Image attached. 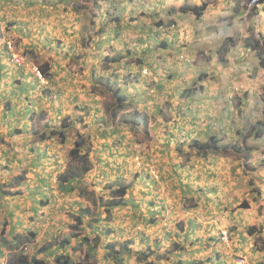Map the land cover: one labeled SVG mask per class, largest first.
I'll use <instances>...</instances> for the list:
<instances>
[{"label": "crops", "instance_id": "obj_1", "mask_svg": "<svg viewBox=\"0 0 264 264\" xmlns=\"http://www.w3.org/2000/svg\"><path fill=\"white\" fill-rule=\"evenodd\" d=\"M247 3L0 0V136L9 135L13 151L20 154L3 147L0 155L12 164L22 157L23 164H36L54 136L41 141L34 129L54 120L52 128L59 127L63 117L82 114L88 104L90 110L97 109L99 102L90 97L97 98L94 79L105 78L115 103L119 90L126 106L116 115L124 118L119 120L121 128L103 126L100 139L94 138L101 142L96 156L120 153L107 140L125 133L122 126L129 130L148 126L149 131L150 142H125L134 148L126 149L127 158L134 160L140 151L143 162L140 168L127 165L125 173H134V178L128 190L132 201L124 205L136 211L139 222H148L143 225L145 235H130L143 240L136 249L146 243L158 252L169 251L170 257L157 264H234L233 257L240 253H247L251 264H264V134L253 133L254 124L264 116V4ZM203 4L206 9L196 14L192 8ZM94 27L101 31L96 34ZM10 35L47 72L48 84L14 66L4 43ZM102 58L106 65L101 68ZM145 68L147 75L142 73ZM214 138L220 149L206 155L191 145ZM222 146L228 151H217ZM55 183L54 189L32 184L26 197L39 195L32 201H0V209L2 202L9 204L14 227L20 226L16 237L22 238L23 219L36 221L41 212L54 219L55 201H76V215L82 205L90 206V199L83 196L90 189L75 184V190L65 193ZM94 189L92 201H100L102 195ZM167 190L174 194L169 196ZM40 197L48 204L38 201ZM110 214L96 213L94 220L100 223L106 216L111 222ZM86 215L82 220L88 219ZM228 226L225 243L221 230ZM88 233L101 238L105 234L99 224ZM251 244L255 248L249 250Z\"/></svg>", "mask_w": 264, "mask_h": 264}, {"label": "rangeland", "instance_id": "obj_2", "mask_svg": "<svg viewBox=\"0 0 264 264\" xmlns=\"http://www.w3.org/2000/svg\"><path fill=\"white\" fill-rule=\"evenodd\" d=\"M93 31H95L96 34H98L101 30L96 29L94 27ZM27 55L31 60H33V62L37 63L31 57L30 54L27 53ZM104 65H106V63L102 58V64L100 67L102 68ZM108 81L109 80H105V78L94 79L93 86L94 88H96L95 91L97 92V98L98 97L99 98L98 100H96L97 98H94V96H90V97H92L91 99H93L94 101L99 102L97 103V105L100 107V109L99 107H96L97 109L90 110L89 109L90 105L88 104V106H86L87 109H83L84 112L82 114L76 111L75 117L69 119L71 124L66 127L67 130L66 136H68V138L66 137L65 141L62 142L61 137L59 135H54V138L52 140L54 142L52 144H48L47 147L43 146L42 149L43 151L41 152L42 155L38 159V162L36 164H29L26 162L27 165L26 166L25 164H23L24 161L23 157L15 159V164H12V160L10 158L7 160L5 159V157L0 155V173L3 174V175L0 174V195H1L0 201L35 200L37 197H39V195L32 194L33 197H26L27 194L26 191L27 189L31 188L32 184L36 185V183H42L46 187L52 188L51 185L55 183V181L58 182L57 178L58 175L60 174L59 171L65 172V171L73 170L75 173L77 172L82 173L83 171H85L84 167L86 166V163L83 162L84 158L81 159V157H71L70 155V150L73 147H77L76 143L78 142V131H80L79 129L82 130L81 132L86 140V143L82 149V153L89 151L93 155L90 158L92 160L90 161L91 163H90L89 173L87 174L88 176L85 175L83 181L81 180L82 177L79 176L78 182L76 181L74 182V184L76 185L81 184L80 187H82L83 189L85 188L90 189L87 190L88 192L90 191L89 195H83L87 199H90V201H88L90 203V206H88L90 214L86 215L89 217L87 220H84L83 223H79L75 218L76 214L74 211H76V209L79 207L78 204H76V201H67L65 199L64 200L61 199L59 201H55L56 205L54 206V210H55L54 214L56 215V217L54 219H47L51 215L50 214L45 215L44 212H41L37 216V218L35 216L36 221L33 220L34 217L31 220L23 219L22 223L25 224L24 225L25 227L22 226L20 228V235L22 234V238H18L15 236L16 235L15 229L19 228L20 226L15 224L14 227L11 218L12 212L9 211L8 208L9 204L2 202L1 205L2 209H0V250H2L3 253L0 255V258H4V259L0 260V264H3V262H5L6 258L9 255V249L12 246V244H19L20 249L23 248L22 251H24L29 256H32L36 253L38 255H41L47 261V264H56L55 263L56 261L54 260L55 255L53 253L57 254V253L65 252L67 254H70L72 251V247H75L77 249L79 248L77 254L76 255L73 254L74 258L76 260H82L84 258L86 249L92 245L97 246V249L92 248L90 250L91 253H94L92 259H94L95 257V259H97V261L100 264H148L146 261L140 263L137 262L135 254L129 255L127 253L122 252V254H119L117 256H111L107 254V250L105 249L106 243L111 242L114 243L116 248H120L121 250H123L125 244L124 241L133 240L130 245L133 247L134 250H137L136 247H140V244L143 240L137 234H135V237L130 236L132 235L131 233H141L144 235L146 234L147 228L144 230L143 225L148 224V222H144V221L139 222L138 220L139 218L136 217L137 214L136 211L133 210L132 212H130L128 206L124 204L114 206L112 203H110L111 197L109 196V194L103 191H104V186H108L109 183L124 182V183H128L129 186L132 185L134 173H127V175H125L126 171H128V168H126V166L131 164L130 166L132 168L133 167L140 168L139 166H137L135 159L133 160V158L132 159L127 158L126 155H130V154H125V151L126 149L130 150L132 148H129L130 144L125 142L131 141L132 145L139 142H143L145 140H149L150 142L148 126L143 127L144 131L137 128H131V130H129L127 127L122 126L121 132L126 131L125 133H120L119 136L117 137H115V135H112L110 139L107 140L108 146L111 145H114V147L117 146L120 149V153L119 152L111 153L110 156H106L107 154L105 156L101 154L102 158L96 156V154H99V151H101L98 145V143L99 144L101 143L98 142V139H100L99 133L101 128L103 126L106 127L109 126L111 128V126L114 125L117 126L118 129H120L121 127L118 126L119 120H124L123 116L120 119H116L120 111L116 109L117 106L114 101L115 100L114 96L110 93L108 89L110 84V82ZM126 81L123 83V86L126 83ZM115 109L117 111V116L113 117L112 111H114ZM54 121L51 122L50 127H46V126H41L36 128L34 127L35 128L34 131L39 134V136H37L38 137L37 139L40 138V135L42 133H46L47 135L51 133L53 126L52 123H54ZM94 138H98V139L94 140ZM41 141L44 140L41 139ZM149 142L146 143L145 148H148V144L150 145ZM102 144H104V142H102ZM124 144H128L127 148H125L126 145ZM35 145L33 143L32 147H35ZM3 147L7 148L8 151L11 150L13 151V145L9 135L6 136L5 134L3 137L0 136V150ZM32 147L30 146V149ZM136 148L137 151H139L138 145L136 146ZM105 151L108 150L105 149ZM13 152L16 156L19 157L20 154L18 151L14 150ZM21 152L25 154L24 151ZM137 153H140V151ZM110 157H112L113 159H110ZM86 159L88 160V158ZM23 165H25V167H23ZM48 167L54 169V171L53 172L44 171V169L46 170ZM57 172L59 174H57ZM22 174L24 175L20 183V185H22L21 187L22 189L21 191H23L22 194H16V196L3 195L2 192L8 193L10 189L13 188L11 184H16L17 182L16 177ZM119 174H121V177L117 176ZM7 177L11 180H6ZM129 178H131L130 181L128 180ZM33 180H40V181L34 182ZM9 182L11 184H9ZM94 187H97L99 189V192L97 193H100L99 195L103 196V198L100 201H92L94 197L93 195H95L96 192ZM14 188L16 190V187ZM33 189L36 190L37 187L35 188L33 187ZM136 192L137 195H142L138 193V191ZM60 194H57L59 195L58 198H62ZM167 194L170 196L174 193H172V191L167 190ZM127 195H126L127 201H132V199L130 198L131 194H127ZM63 198H66V196ZM67 198H74V197L72 195H69V197ZM38 201H43L42 202L43 205L48 204L49 202L48 200L47 202H44L46 201L44 200V197H40ZM106 206H108L109 211H111L110 217H108V219L111 220V222H109L107 218H105L106 217L105 216L103 217L104 219L103 221L97 223V220H94V218L96 217L95 214L96 213L103 214L104 212H106ZM68 207L71 210H68ZM43 215L46 218L44 219V221H42ZM31 221L32 223H30ZM236 222L232 223L231 228H233L234 226L235 229ZM96 224H99V228L101 232H105V234L103 233L101 235L102 238L98 236V238H100V241L97 242L93 240L91 242V245L80 243L82 237H84L85 235L87 236L90 235L88 232H91V228ZM4 227H5V232L3 231L4 233H2ZM110 227L112 229H110L107 232V230ZM23 228L26 229L24 232L22 231ZM3 235L4 237H6L8 241L7 244L3 243L2 241ZM127 235L130 237V239H125ZM29 237H31V239ZM67 238L70 239L69 241H71V244L69 243L70 248H66L64 250L61 247L58 248L59 243L65 239L67 240ZM145 245L146 243H144L142 248V251H144V253H148L154 250L151 247ZM154 246H156V244H154ZM252 248L255 247L253 246ZM156 255L157 253L153 252V254H151L149 257V260L156 259ZM120 256L121 259H119ZM233 258H235V256Z\"/></svg>", "mask_w": 264, "mask_h": 264}, {"label": "trees", "instance_id": "obj_3", "mask_svg": "<svg viewBox=\"0 0 264 264\" xmlns=\"http://www.w3.org/2000/svg\"><path fill=\"white\" fill-rule=\"evenodd\" d=\"M206 7H207V5L206 4H203V5H200V6H195L192 9H193L194 12H196V14L200 15V13H202V11H204L206 9ZM169 24H172V21H169ZM18 46H19V44H18ZM7 51H8V49H7ZM8 55L10 57L9 51H8ZM105 60L107 61L106 58H105ZM17 68L22 69V70H25V71H29V70H27L25 68H22V67H17ZM42 71H43V73H44V75H45V77L47 79V77H48L47 76V72H45L44 69H42ZM34 75L36 76V74H34ZM47 81H48V79H47ZM47 84H48V82H47ZM121 92H122V90H121ZM116 106H117L116 109H123L126 106V98H125V95L120 94V91L119 90H118V95L116 97ZM116 109L114 111H112L113 116H116L117 115ZM70 124L71 123L69 121V117H64L60 121L59 127H56L54 129L52 128L51 133L49 135H47L46 133H42L40 135V138L39 139L40 140L41 139L42 140H45V139H48L50 136L59 135L61 137L62 142H64L65 141V138L67 137L66 136V131H67L66 130V127L69 126ZM47 125H49V123H47ZM48 127H50V125ZM253 133H255L254 136H256V137H259L262 134H264V116H263L262 119L258 120L254 124V126H253ZM218 141H219L218 138L211 139L208 142H203V141L195 140V141H192L191 145H192V147H195L197 149V151H198L199 154L206 155L211 150H215L217 148L220 149V147L218 145V143H219ZM85 143H86V140H85L82 132L81 131H78V142L76 143L77 144V147H73L70 150V155H71V157H81V159L84 158V161L83 162L86 163V166L84 167L85 168V171H83L82 173H80V172L75 173L73 170H70V171L62 172V173H60L58 175V178H57L58 179V187H60L61 190H64L65 193L67 191L68 192H71V191L75 190V187L76 186H75V184H73L74 180H78L79 179V176H81L82 177L81 180L83 181L84 180V176L89 173L90 163H91L90 162L91 161V159H90L91 158V155H90V152L89 151H86V152L82 153V149H83ZM224 147H226V146H224ZM224 147L222 146L221 147V150H217V151H219V152H226V151H228V149H225ZM86 158H88V160ZM248 158L246 157L245 160H247ZM87 161H88V163H87ZM23 177H24V175L22 174V175L16 177V181H17L16 184H11L10 182H9V184H11L12 187H17L18 186L17 184H20L21 183V180L23 179ZM128 190H129V185H127V184H125L123 182H116V183H109L108 186H104V191L103 192L109 194V196L111 197L110 203H112L114 206H118V205H122V204H125L126 203V201H127L126 195L128 194ZM22 192L23 191H21V189H19V190L16 189L15 191H11L10 190L8 193L2 192V194L3 195L16 196V194H22ZM102 198H103V196L100 197V200ZM80 210H81V214L80 215H76L75 218L77 219V221L79 223H83L84 220H82L81 215L83 216L85 214H88L89 208H88V206H85L84 207L82 205V207L80 208ZM106 212H107V215L110 213L108 206H106ZM228 227H230V226H228ZM110 229H112V228L110 227L107 230V232ZM3 231L5 232V227L2 230V233H4ZM98 236L99 235L97 233L94 234V235H89V236L85 235L84 237L81 238L80 243L91 245V242L93 240L99 242L101 237L99 236L100 238H98ZM29 238L31 239V237H29ZM68 238H70V237H68ZM68 238H67V240L65 239V240L61 241L59 243L58 248H60V247L62 249L64 247H65L64 249L70 248L71 241H69L70 239H68ZM2 241H3V243H6V244L8 242L7 239H6V237H4V235L2 237ZM132 241L133 240H125L124 241L125 244H124V249L123 250H121L120 248H116L115 245H114V243L107 242L106 243V246H105V249L107 250V254L108 255H111V256H117L119 254H122V252L127 253L129 255L135 254V257H136V261L137 262L140 263V262L146 261L148 264H157L160 259H165V258L170 257L169 256V251H165L164 253H162V252H158L156 250L157 248L154 249V250H152L151 252H148V253H144V251H142V250H134L133 247L130 245L132 243ZM27 242H25V243H27ZM156 243L158 244L159 241H157ZM98 245H99V243H98ZM92 248L97 249V246L96 245H92V246L88 247L86 249L85 254H84V258L82 260H76L74 258V255H76L77 252H78V250H79V248L77 249L75 247H72V251H71L70 254H67L65 252L57 253V254L53 253L55 255V257H54V260L56 261L55 263L56 264H100L97 261V259H95V257H94V259H92L93 254H94V253H91L90 252V250ZM22 249L23 248L20 249L19 244H12V246L9 249V255H8V257L5 260V264H47V261L41 255H38L36 253V254H34L32 256H29L24 251H22ZM10 251H13V252H10ZM153 252H156L157 253L156 259L149 260V257H150L151 254H153ZM2 253H3L2 250H0V255ZM119 259H121V256L119 257ZM185 264H196V263H194V262L193 263H190L189 262V263H185Z\"/></svg>", "mask_w": 264, "mask_h": 264}, {"label": "built area", "instance_id": "obj_4", "mask_svg": "<svg viewBox=\"0 0 264 264\" xmlns=\"http://www.w3.org/2000/svg\"><path fill=\"white\" fill-rule=\"evenodd\" d=\"M248 6L250 7H261L264 4V0H249L248 1ZM5 46L8 49L10 53V59L12 63L17 66V67H22L25 68L34 74H36V77L42 82V83H47V79L40 68V66L33 62L31 60L27 53L22 50L21 47L18 46L17 40L13 36H8L5 39ZM31 60V61H30ZM142 73L144 75L148 74V69L145 68L143 69ZM137 166L141 167L143 165L142 158L139 153H136L134 157ZM151 172L158 176V172L156 170H151ZM221 240L225 243H228L229 241V229L228 227H225L224 229L221 230ZM253 245H249V249H251ZM234 264H251L250 258L247 253H240L237 254L234 258Z\"/></svg>", "mask_w": 264, "mask_h": 264}, {"label": "clouds", "instance_id": "obj_5", "mask_svg": "<svg viewBox=\"0 0 264 264\" xmlns=\"http://www.w3.org/2000/svg\"><path fill=\"white\" fill-rule=\"evenodd\" d=\"M39 66H40V65H39ZM40 68H41V67H40ZM134 157H135V156H134ZM253 246H254V245H253ZM253 246H252V247H253ZM252 247H251V248H252ZM249 257H250V256H249Z\"/></svg>", "mask_w": 264, "mask_h": 264}]
</instances>
